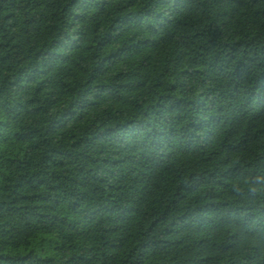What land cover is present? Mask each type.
<instances>
[{
    "label": "trees",
    "instance_id": "trees-1",
    "mask_svg": "<svg viewBox=\"0 0 264 264\" xmlns=\"http://www.w3.org/2000/svg\"><path fill=\"white\" fill-rule=\"evenodd\" d=\"M0 264H264V0H0Z\"/></svg>",
    "mask_w": 264,
    "mask_h": 264
},
{
    "label": "clouds",
    "instance_id": "clouds-1",
    "mask_svg": "<svg viewBox=\"0 0 264 264\" xmlns=\"http://www.w3.org/2000/svg\"><path fill=\"white\" fill-rule=\"evenodd\" d=\"M252 190H253V191H255L256 189H255V188H253Z\"/></svg>",
    "mask_w": 264,
    "mask_h": 264
}]
</instances>
